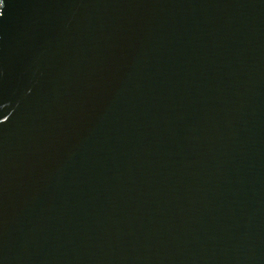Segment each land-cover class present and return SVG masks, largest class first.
I'll return each instance as SVG.
<instances>
[{
	"label": "water",
	"instance_id": "95a60500",
	"mask_svg": "<svg viewBox=\"0 0 264 264\" xmlns=\"http://www.w3.org/2000/svg\"><path fill=\"white\" fill-rule=\"evenodd\" d=\"M0 264H264V0H3Z\"/></svg>",
	"mask_w": 264,
	"mask_h": 264
},
{
	"label": "snow or ice",
	"instance_id": "6c2138e0",
	"mask_svg": "<svg viewBox=\"0 0 264 264\" xmlns=\"http://www.w3.org/2000/svg\"><path fill=\"white\" fill-rule=\"evenodd\" d=\"M0 3H3V0H0Z\"/></svg>",
	"mask_w": 264,
	"mask_h": 264
}]
</instances>
